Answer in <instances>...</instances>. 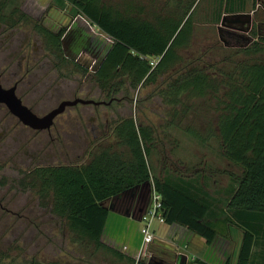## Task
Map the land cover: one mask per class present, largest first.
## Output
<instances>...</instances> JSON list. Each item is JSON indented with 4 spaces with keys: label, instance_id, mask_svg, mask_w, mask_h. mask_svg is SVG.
Segmentation results:
<instances>
[{
    "label": "trees",
    "instance_id": "16d2710c",
    "mask_svg": "<svg viewBox=\"0 0 264 264\" xmlns=\"http://www.w3.org/2000/svg\"><path fill=\"white\" fill-rule=\"evenodd\" d=\"M57 2L69 5L73 17L88 19L112 43L90 74L65 56L67 28L54 33L36 24V32L44 38L47 51L59 59L60 67L70 65L91 77L100 93L112 102L109 107L115 102L132 103L136 91L163 78L168 83L160 95L174 108L183 106L184 99L213 102L223 155L242 170L241 178L236 179L237 188H229L228 202L221 203L223 208L218 203V213H212L205 184L197 176L166 171L161 177L153 174L150 158L157 144L155 129L139 124L132 116L119 118L113 122V142L95 146L86 164L36 167L25 172L19 183L34 191L40 203L52 199V212L66 220L73 235L71 242L91 250L80 260L72 259L78 264H94L91 260L104 252L119 262L135 264L134 259L102 242L109 216L104 204L150 183L162 197L166 225L180 226L207 245L217 236L229 237L230 228H235L242 232V241L236 261L227 264H264V58L260 57L264 37L242 49L244 58L232 62L231 67H220L223 62L212 72L203 68L176 70L184 63L181 51L192 43L195 14L201 3L207 2L210 7L207 23L218 25L225 15L245 13L248 0H169L158 9L132 0L117 4L107 0ZM254 7L264 8V0H256ZM3 8L1 5L0 23L7 24L12 18L2 13ZM186 132L204 142L192 129ZM232 181L235 183V179ZM222 226L228 234H222ZM18 259L4 255L0 264H73L37 257Z\"/></svg>",
    "mask_w": 264,
    "mask_h": 264
},
{
    "label": "rangeland",
    "instance_id": "374dc122",
    "mask_svg": "<svg viewBox=\"0 0 264 264\" xmlns=\"http://www.w3.org/2000/svg\"><path fill=\"white\" fill-rule=\"evenodd\" d=\"M107 1L117 4L124 0ZM132 1L158 9L169 0ZM255 2L248 0L245 13L225 15L218 25L207 23L210 7L207 2L201 3L195 14L192 43L190 48L181 51L184 63L176 70L203 68L212 72L218 64L225 62L220 67L228 68L232 62L242 60L241 50L264 37V8L254 7ZM1 5L4 6L2 13L12 19L7 24L0 23V72L17 63L20 68L24 62V70L18 73L17 78H20L25 74V63L31 66L23 83L29 82L26 103L35 114L42 117L61 102L76 98L109 103L91 77H85L70 65L69 68L59 66L55 55L47 51L44 38L36 32L35 25L45 24L53 31L67 28L63 38L65 56L88 69L90 74L96 71L111 47L109 37L88 19L73 17L71 7L57 0H0ZM251 22L255 24L253 28ZM13 39L15 46L8 49ZM22 57L25 59L21 62ZM260 57L264 58V53ZM167 83L163 78L156 85L140 88L133 94L132 103L127 105L115 102L110 107L78 105L68 108L55 120L50 131L25 127L0 107V259L9 255L19 257L18 262L33 257L41 261L72 262V257L79 255L76 250L82 251L79 257L90 253L91 250L85 251L71 242L73 235L66 220L52 212V199L42 202L49 204L44 207L34 191L19 183L25 172L36 167L86 164L95 146L113 142V122L119 118L132 116L139 124L153 127L157 133L156 149L150 158L153 174L161 177L166 171L198 177L205 184L212 213L214 210L218 213V203L228 202L229 188H237L236 179L241 178L242 170L223 155L214 103L206 99H184L183 106L174 108L160 95ZM188 128L204 142L188 135ZM122 220L116 224L120 232L117 247L140 243L139 229L143 223ZM223 229L222 234H228L225 226ZM233 233L235 241H231L229 252L235 259L242 235L237 229ZM8 261L3 260V263ZM91 263L126 264L104 252Z\"/></svg>",
    "mask_w": 264,
    "mask_h": 264
},
{
    "label": "crops",
    "instance_id": "0c3cea01",
    "mask_svg": "<svg viewBox=\"0 0 264 264\" xmlns=\"http://www.w3.org/2000/svg\"><path fill=\"white\" fill-rule=\"evenodd\" d=\"M149 201L150 194L147 188L137 191L136 194L132 196L124 197L122 194L107 201L106 203L108 204L105 207L109 210V216L104 228L102 242L122 252L125 256L135 259L142 245V239L140 243L133 244L130 247L126 245L122 248L117 247V239L120 237V232L117 231L116 224L121 223L123 218L132 221V223L134 220L138 221L137 219H139L141 213L147 208ZM234 229L235 228H230L229 237L217 236L216 240L211 245H207L204 239L180 226H168L166 224L160 225L156 223L154 225L156 239L149 247L153 259L148 264H178L179 256L181 255L188 257L187 264L190 262L191 264H197L196 261L203 262L204 264H227L229 260L235 262L237 256L235 259H232L229 252L233 244L231 241H235L233 237ZM241 241L242 237L238 243L239 247ZM125 247L127 248L126 252L123 251ZM76 251L82 256L81 250ZM79 255H76L75 258L78 257L80 260L81 257H79ZM72 263L78 264L79 262L73 260Z\"/></svg>",
    "mask_w": 264,
    "mask_h": 264
},
{
    "label": "water",
    "instance_id": "95a60500",
    "mask_svg": "<svg viewBox=\"0 0 264 264\" xmlns=\"http://www.w3.org/2000/svg\"><path fill=\"white\" fill-rule=\"evenodd\" d=\"M112 102H96L94 100H84L81 98H76L74 100H66L59 104V106L46 115L40 117L35 114L31 109L23 105L22 101L16 96V87H13L9 90H6L2 87L0 82V104H3L7 107L11 115L16 117L25 127H28L34 131H50L54 125L55 120L63 115L68 108H73L78 105H93V106H101V105H110ZM142 187V188H141ZM127 191L123 194L124 197L132 196L136 194L137 191L142 190L144 188L149 189L150 199L152 195V185L150 183H146L145 185ZM126 195V196H125ZM150 203V201H149ZM148 203V206H149ZM147 208L141 213L138 222H141L143 215L146 213ZM188 257L181 255L179 256L178 264H187Z\"/></svg>",
    "mask_w": 264,
    "mask_h": 264
},
{
    "label": "built area",
    "instance_id": "2783aa9c",
    "mask_svg": "<svg viewBox=\"0 0 264 264\" xmlns=\"http://www.w3.org/2000/svg\"><path fill=\"white\" fill-rule=\"evenodd\" d=\"M155 65V63H152ZM162 197L158 195L152 186V195L150 203L146 213L143 215L141 223H143L140 229V235L142 237V245L139 248L137 256L135 257V264H148L152 259L153 255L149 251V247L154 243L156 236L154 232V225L156 223L165 225V219L162 211ZM124 252L127 251L125 247Z\"/></svg>",
    "mask_w": 264,
    "mask_h": 264
},
{
    "label": "flooded vegetation",
    "instance_id": "af4514ba",
    "mask_svg": "<svg viewBox=\"0 0 264 264\" xmlns=\"http://www.w3.org/2000/svg\"><path fill=\"white\" fill-rule=\"evenodd\" d=\"M250 24H251V27L253 28L254 27V23L251 22ZM42 27L45 28V29H48V30H50V31H52L54 33L58 32L57 30L56 31H53L50 27H47L45 24H43ZM15 43H16V41L13 39L7 48L10 49L11 47L15 46ZM22 59L24 60L25 57L20 58L21 62H22ZM57 60H59V59H57ZM28 62H31L30 61V58H28ZM22 65H24V62H22ZM22 65L19 68L18 67L19 64L17 63V64H14V66L5 68L4 71H1L0 72V82H1L2 87L4 89H6V90H9V89H11L13 87H16V96L22 101L23 105H25L26 107H28L29 109H31L33 111V109L26 103V99L29 97V94L26 93V92L29 91L27 89L29 87L28 86V83L29 82L23 83L24 82V79H25L24 76L29 75L30 67L31 66L28 63H25L26 71H25L24 76L23 77H20V78H17L18 77L19 70L20 69L21 70H24V68H22ZM14 78L15 79L17 78V79L15 81H13ZM0 107L1 108H5L8 111V113L11 115V113L9 112V110L7 109V107L5 105L0 104ZM11 117L14 118V119H16L18 123L22 124L13 115H11Z\"/></svg>",
    "mask_w": 264,
    "mask_h": 264
}]
</instances>
